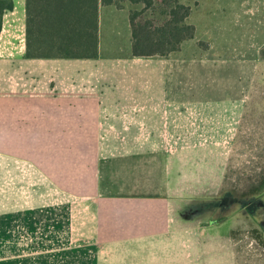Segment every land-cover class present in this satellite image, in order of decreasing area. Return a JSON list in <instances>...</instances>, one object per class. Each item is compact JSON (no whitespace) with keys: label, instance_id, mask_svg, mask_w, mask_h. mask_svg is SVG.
I'll return each mask as SVG.
<instances>
[{"label":"crops","instance_id":"obj_1","mask_svg":"<svg viewBox=\"0 0 264 264\" xmlns=\"http://www.w3.org/2000/svg\"><path fill=\"white\" fill-rule=\"evenodd\" d=\"M180 2L192 7L196 35L167 56H136L131 7L115 5L100 9L96 58H28L26 27L24 50L0 56L1 243L10 222L31 220L44 224L34 236H66L72 247L79 206L96 218V264H136L147 237L184 236V193L172 190L185 188V164L209 174L221 151L231 155L264 64V0ZM60 149L86 153L94 171H84V188L46 168Z\"/></svg>","mask_w":264,"mask_h":264},{"label":"rangeland","instance_id":"obj_2","mask_svg":"<svg viewBox=\"0 0 264 264\" xmlns=\"http://www.w3.org/2000/svg\"><path fill=\"white\" fill-rule=\"evenodd\" d=\"M16 2L15 11L6 16L0 37V56L25 47V0ZM134 8L140 9V6ZM247 95L248 104L231 155L226 156L225 150L220 152L215 161L217 171L208 174L207 170L200 172L197 166L180 167L185 188L172 190V193H184V236L147 237L144 243L136 245L137 256L140 251L149 250L142 254L145 259L136 264H264V198L251 195L264 180L263 63L256 66L250 78ZM79 151L71 153L60 149L55 166L46 165L58 183L82 189L91 182L84 179V171L93 172L94 166L84 165L88 158L80 157L86 153H77ZM208 162L212 164L213 160L208 159ZM203 181H211L213 187L199 185ZM79 210L73 219L76 236L72 247H65L66 236L62 239L34 236V229L37 231L44 224L34 225L31 220L20 225L10 222L2 230L0 264H84L81 258L86 256L87 250L82 248L91 250L88 264H96L98 245L93 235L96 218L91 214L88 217L86 210ZM212 220L217 224L211 225ZM51 222L52 226L59 225L58 220ZM160 223L166 224L165 221ZM85 230L90 236L81 238L78 234ZM137 239L141 242L139 235Z\"/></svg>","mask_w":264,"mask_h":264},{"label":"trees","instance_id":"obj_3","mask_svg":"<svg viewBox=\"0 0 264 264\" xmlns=\"http://www.w3.org/2000/svg\"><path fill=\"white\" fill-rule=\"evenodd\" d=\"M16 0H0V37ZM103 5L131 7L133 53L167 56L196 35L192 7L180 0H25L28 58H96ZM140 6V9L134 8ZM264 60V47L261 51ZM264 198V180L251 194Z\"/></svg>","mask_w":264,"mask_h":264}]
</instances>
